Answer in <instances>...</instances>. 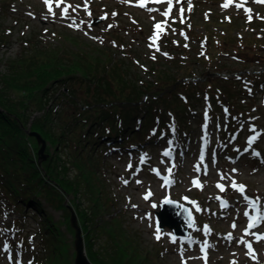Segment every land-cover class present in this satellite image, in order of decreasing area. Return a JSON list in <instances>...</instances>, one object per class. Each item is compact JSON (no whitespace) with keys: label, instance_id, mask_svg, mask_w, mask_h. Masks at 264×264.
<instances>
[{"label":"trees","instance_id":"16d2710c","mask_svg":"<svg viewBox=\"0 0 264 264\" xmlns=\"http://www.w3.org/2000/svg\"><path fill=\"white\" fill-rule=\"evenodd\" d=\"M11 1L1 0L0 13L7 12ZM99 3L103 6L101 0L89 1L92 12V4ZM110 11L117 10L108 9L105 15L111 16ZM216 17H205L207 30L194 34L195 44H189L187 50L171 34L183 25L177 20L171 23L160 41L161 53L152 50L145 57L148 63L143 71L140 58L134 57L133 41L125 39L138 18L128 19L124 29L106 31L105 38L111 42L101 46L84 41L74 30L55 33L57 41L40 40L32 30L21 35L18 51L6 60L5 72H0V205L13 207L22 216H28L25 207L29 203L39 208L46 202L62 211V219L54 221L47 214L41 223L43 252L34 255L35 264H74V250L70 256L73 240L66 237L74 232L67 197L93 264H152L158 247L154 246L155 252L145 248L139 234L122 222L121 211L112 210L115 202L100 174L103 153L98 147L103 146L104 135L120 145L135 140L145 143L151 129L169 122V114L175 126L191 130L189 119L198 112L203 92L209 94L215 116L223 104L232 111L237 110L235 104L250 108L240 102L257 100L246 85L252 89L256 85L251 78L260 75L218 74L224 69L236 71L237 66L238 72L248 68L252 62L239 52L259 46L264 38L234 35L229 29L240 25L236 18L228 22L222 15ZM246 25L264 26V20L255 18ZM184 27L191 32L194 26L187 23ZM3 29L0 25V47L9 36ZM10 30L11 25L8 33ZM202 62L212 66V72L195 68L194 63ZM199 73H203L200 82L191 79ZM51 100L62 106L46 108ZM27 130L45 140V160L38 161L39 145ZM16 224L20 226L21 221ZM61 224L66 225L65 232L59 228Z\"/></svg>","mask_w":264,"mask_h":264},{"label":"rangeland","instance_id":"374dc122","mask_svg":"<svg viewBox=\"0 0 264 264\" xmlns=\"http://www.w3.org/2000/svg\"><path fill=\"white\" fill-rule=\"evenodd\" d=\"M70 1L72 2L70 5H66L65 0H49L47 4H45V1L42 0H12L10 2L7 12L3 10V14L0 13V18H2L0 20V25L4 28L3 30L6 32V34H9V36H7V43L0 47V53L3 54V57L0 58V72H5L4 64H6V60L9 57H13L18 51L21 43V35H27L30 30L36 34V37L38 36L40 37V40L44 41H57V38L54 37L55 33L57 35L58 33H68L71 30H74L84 41L95 43L101 46L102 44L107 45L111 42L105 38L106 31L116 27H121L124 29L128 19L131 20L132 17L138 18L139 23L137 25L133 24L135 26L132 29V33H130V35H126L125 39L133 41V45L135 49H137L136 56L134 57L140 58L142 63H139V67L142 69V71L145 69V66L148 63L145 57L147 55L151 56L153 50L152 48H156L157 46L155 43H152V41L156 42V39L158 38L155 32L152 33L151 36L150 24L152 19H150L148 9L139 10L133 8L137 5V0H102L103 6H100V3L95 5L92 4L95 9V11L92 12L91 7H88V0ZM188 1L191 2V5H187V7L181 12L179 8L182 5L179 4V0L176 1V8L175 11H173V14H179L178 17L182 21L185 20L184 24H186L187 21V23L194 26L192 27L193 30L189 32V27L181 26L175 31L176 33H171L174 35L172 37L176 39L177 43L181 44V46L186 48V50L189 47V44H195V40L193 39L194 34L202 35L204 31L207 30L205 27H208L204 23L206 16H211L213 18L218 16L216 18H219V16L222 15L223 18L228 22L232 20L231 18H236L240 25L237 26L235 30L230 28L229 32H233L234 35L242 37H250L249 35L251 34H257L258 37L264 38V26L246 25L249 24V20H251L253 15L257 17L259 13H261H254L253 9L255 6L251 7L249 12L253 15L248 17L249 13H246L242 11V9H237L235 7V0H232V3H230L228 6L229 10H227V13L229 14L224 13L225 11H223V9L220 7V2L218 0ZM1 3L2 2L0 0V5ZM111 8L116 9L117 11H110L109 13L111 16H106L105 12ZM100 16H105V18L101 20ZM227 16L229 18H227ZM116 17H118V19ZM94 18H98L99 21L95 25H92L91 22H93ZM120 21L124 22L125 24H121ZM173 21L174 18L170 20L169 23H172ZM169 23L163 27H170L168 25ZM10 25L11 30L10 33H8V26ZM183 29H185V32L182 31ZM218 29L220 32H223L221 28ZM223 29L225 30V27ZM180 31H182V33H186L189 36L190 39L188 42L186 41V37L183 38ZM131 37L132 39H130ZM199 53L203 54V52L200 50ZM239 54L245 56L247 61L252 62L251 65L240 72H238L240 66H237L238 70L230 73L224 69V71L218 75H257V73L261 72L262 74L259 76V78H251V81L256 83V81L260 80L262 75H264V39L259 42V46L240 51ZM115 57L119 59L120 55ZM255 59L258 61H255ZM205 65L209 68H205ZM194 66L199 70H211L209 72H212L213 69L212 66L204 64L203 62L194 63ZM207 71L205 72L207 73ZM203 73H199V76L193 78L192 80L200 82V76ZM207 75L213 76V74L209 73H207ZM147 79H149V77L145 76V80ZM262 80L264 81V78ZM262 85L264 86V82ZM257 87L259 88V91H262L259 93V95L262 94V98L257 101H249L250 108H246V110L250 113H247L246 116L243 115L241 119L244 121L240 122H242V128L247 129L252 127L251 129H254V131L257 132V137H259L257 142H264V120H262V118H264V90L261 89L260 83H258ZM60 90H64V88H61ZM238 102L239 100L237 103ZM246 102V100H243L240 102V104L243 103L244 107H246ZM51 106H57L58 108L59 106H62V104H57L51 100L46 104V108ZM201 106L202 103L199 102L198 113H195L194 116L191 115L189 119L191 131L188 130V133L191 135V137L197 138L199 135L198 126L201 122ZM235 107L237 109L236 111L244 110L239 108L238 104H235ZM220 111L223 113V115H225L223 105L221 106ZM220 111L219 114L221 115ZM236 111L234 113H236ZM41 113L42 112L35 114L39 115ZM35 114L32 117H34ZM222 117L223 119H218V121L221 123L222 121L226 122L227 118L225 116ZM216 122L217 120L215 123ZM221 123L219 124L221 125ZM209 131L215 140L220 142L219 140H224V136L228 137L232 130L223 129L224 135L215 134L217 131L215 132V130L211 128ZM27 132L29 133L28 130ZM181 132L182 131L180 130V133ZM180 135L182 136V133ZM205 135H207V133ZM111 152H113V149L102 154L103 163L101 164L100 174L102 179L106 182V188L110 192L111 197L114 198L115 203L112 210L121 211L122 222H124V225L127 228L139 234L140 241L145 248H147L149 251H154V246L158 247V252L154 251L155 254H153L152 264H209V261H211L210 264H264V239L257 242L258 247H263L261 253H258V249L256 248L257 251L254 250V252L258 253L257 256H249L246 253L245 247L242 246L241 236L237 234V238L232 240V236L227 233L230 230L229 221H218V218L221 217L222 214L217 212L216 203L214 202V195L218 193L214 185V182L217 180L224 182L226 187V192L222 193L220 196L230 194L241 197L243 194L251 193L259 196L264 202L263 159H259L258 164H256L251 158L247 157L242 162V164L239 163L237 166H228L224 164L226 161H219V165L213 168V175L204 178L203 190L194 189L190 186L189 179L192 175H194L192 164L189 167L190 169L188 172H186L184 171L183 165L178 163L176 165L175 174L172 173L176 182L175 187L171 192H166L161 189L158 182H155L148 168L144 169L143 173L135 177L134 174H129V172L125 170L127 159L122 160L117 157L112 158V155L110 154ZM214 152L218 157H221L225 154L224 150L217 151L215 148H212V153ZM190 155L191 154H188V157ZM155 162L158 164L159 160ZM187 163V161L183 162V164L186 165ZM158 167L165 172L169 171V169L165 166ZM183 176H187V178L185 179ZM131 177L135 178L129 180L127 186L124 185V180ZM233 183L237 184L236 188L232 186ZM167 194H169V197L179 202L184 201V198L188 197L197 204L201 203L202 210L195 214V224L198 225V227L196 229L193 227L191 231L195 230L199 232L201 222L204 221L210 222L213 225V251L211 252L208 260H200V258L197 256L195 258L196 254H192V252L186 254L185 252H179V250H176L172 242L166 238V233H168L167 231L171 230L168 226L163 228L162 233L155 235V232L158 234L154 226V230L152 228L153 220L156 219L155 212L159 210V203L162 202L164 198L168 197ZM65 204L69 208L68 205L70 204H68V197L65 199ZM187 205L191 206V204ZM3 208H7L11 214L4 215ZM25 208L28 210V216L26 215L23 217L20 212L15 211L12 209V207H4L3 204L0 206V226L7 229L0 231L2 235L0 238V264H9L5 260V253L1 247H9L10 244L7 240H11L15 233L17 240L16 249L19 251V244L23 245L24 243V247L27 249V258L25 259H28L29 256L31 258V253L35 255L37 251H39L38 254L43 252V248L39 244V241L42 240L39 228L47 214H50L54 221L63 218L61 210L52 208L46 202H43L41 207L37 209L35 207H30L29 205H26ZM226 215L230 216L231 218L236 216L233 212L227 213ZM171 216L173 217V214ZM15 219L21 221L20 226L15 224L16 221L13 222ZM181 224L184 225L183 222H181ZM59 228L65 232L66 225L61 224ZM66 237L69 242H72V233H66ZM159 238L161 243L154 245L155 242L159 241ZM72 253L73 245L70 250V256H72ZM39 259L40 256L38 257V261Z\"/></svg>","mask_w":264,"mask_h":264},{"label":"water","instance_id":"95a60500","mask_svg":"<svg viewBox=\"0 0 264 264\" xmlns=\"http://www.w3.org/2000/svg\"><path fill=\"white\" fill-rule=\"evenodd\" d=\"M99 21L98 18H94L92 24L95 25ZM30 136L36 138L37 143L39 144L38 148V159L45 160L46 154H44V150L46 147L45 140L40 136L37 132H29ZM67 203V202H66ZM69 206L70 209V226L74 230L73 237V247H74V264H93L85 251V244L82 235L81 227L78 223V218L73 210V208ZM159 211H157V216L160 220V227L164 226L170 227L176 234L186 235L187 230L194 223L193 213L190 207L187 204H183L177 200L169 199L166 202H162L159 204ZM173 214V217L171 216ZM184 221L186 228L181 224Z\"/></svg>","mask_w":264,"mask_h":264},{"label":"bare ground","instance_id":"6f19581e","mask_svg":"<svg viewBox=\"0 0 264 264\" xmlns=\"http://www.w3.org/2000/svg\"><path fill=\"white\" fill-rule=\"evenodd\" d=\"M180 131V130H179ZM169 156H170V154H169Z\"/></svg>","mask_w":264,"mask_h":264}]
</instances>
